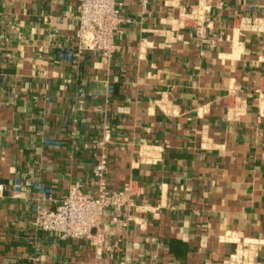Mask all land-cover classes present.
I'll use <instances>...</instances> for the list:
<instances>
[{
	"label": "crops",
	"instance_id": "0c3cea01",
	"mask_svg": "<svg viewBox=\"0 0 264 264\" xmlns=\"http://www.w3.org/2000/svg\"><path fill=\"white\" fill-rule=\"evenodd\" d=\"M77 3L0 0V264H264V0H120L113 56L68 61ZM103 153L130 201L90 236L41 229Z\"/></svg>",
	"mask_w": 264,
	"mask_h": 264
},
{
	"label": "built area",
	"instance_id": "2783aa9c",
	"mask_svg": "<svg viewBox=\"0 0 264 264\" xmlns=\"http://www.w3.org/2000/svg\"><path fill=\"white\" fill-rule=\"evenodd\" d=\"M76 16L78 19L75 32L77 49L63 47L59 50L61 57L72 61L82 50H94L105 57H112L119 46L116 41L119 25L127 19L121 15L120 0H78ZM201 29L202 25L198 30ZM112 89V84H109V90L112 91ZM104 130V138L100 143L110 137V128L107 123L104 124ZM45 141L60 144L59 140L53 138H45ZM107 163V155L103 153L93 167V173L98 181L95 192H86L77 186H72L55 208L38 214L39 227L47 231H57L62 237H85L92 235L93 229L100 225L106 208H112L116 214H119L123 206L130 201L132 188L130 182H127L122 189H112L106 177ZM23 184V179L17 178L15 190L21 191ZM34 185L45 197L52 198L53 187L40 180H35ZM3 189L4 184L0 182V191ZM114 219L117 220V217ZM96 236L99 244L104 242L100 234ZM253 252L250 245H242L230 258L218 264H249ZM128 260L129 256L125 255L121 263L129 264Z\"/></svg>",
	"mask_w": 264,
	"mask_h": 264
}]
</instances>
